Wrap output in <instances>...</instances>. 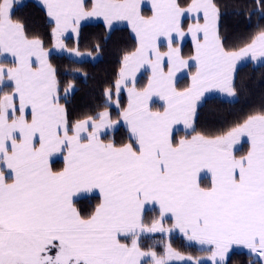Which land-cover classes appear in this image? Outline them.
<instances>
[{
    "label": "snow or ice",
    "instance_id": "1",
    "mask_svg": "<svg viewBox=\"0 0 264 264\" xmlns=\"http://www.w3.org/2000/svg\"><path fill=\"white\" fill-rule=\"evenodd\" d=\"M39 2L51 49L13 19L24 0H0V60L11 57L0 62V264H228L234 246L264 264V110L215 136L194 126L207 93L236 97L238 62L264 65V28L230 49L216 0H151L149 16L143 0ZM256 2L264 17V0ZM93 18L108 29L127 22L136 47L104 90L107 106L73 120L49 57L52 50L81 56L65 37L75 34L78 43L81 22ZM185 20L192 22L185 27ZM189 36L193 52L185 58L181 42ZM141 70L147 83L138 87ZM184 70L190 83L179 88ZM74 90L69 83L64 98ZM154 97L162 110H153ZM181 124L187 134L177 140ZM120 127L127 142L117 144L108 137ZM242 138L248 149L238 156ZM58 158L63 167L56 169ZM90 194L99 202L85 213L77 205ZM149 212L158 214L146 222ZM177 231L202 255H185L170 242L162 252L141 246L147 234Z\"/></svg>",
    "mask_w": 264,
    "mask_h": 264
},
{
    "label": "trees",
    "instance_id": "2",
    "mask_svg": "<svg viewBox=\"0 0 264 264\" xmlns=\"http://www.w3.org/2000/svg\"><path fill=\"white\" fill-rule=\"evenodd\" d=\"M216 2L222 12L220 35L227 48L235 49L243 46L260 28H264V17L260 15V6L256 0H216ZM13 19L25 25L29 36H39L46 48H52L51 25L42 5L35 0H24L22 5L14 8ZM65 44L68 48L78 47L82 54L79 59L67 53L55 52H51L49 59L57 69V77L60 81V103L68 109L71 119H82L86 115H94L102 111L107 106L104 90L114 85L123 56L135 49L136 40L128 26L120 25L108 30L103 22L98 21L82 24L79 42L77 43L76 36H68L65 37ZM182 52L186 58L192 55V46L188 41L183 45ZM186 79L188 76L178 82L179 88L189 84ZM182 81L185 83L182 84ZM69 83H73L76 88L66 100L64 89ZM234 84L237 95L233 100L212 95L198 105L194 123L197 132L208 136L219 135L235 123L242 122L248 115L264 110V65L260 62L254 64L251 60L238 64ZM119 100L123 107L125 99L121 97ZM109 111L115 119L118 109L111 105ZM186 134L185 130H179L174 133V137L178 140ZM108 138H114L117 144L125 143L126 129L120 127ZM246 150V143L243 142L240 150L235 154L243 155ZM207 183L208 181L202 182V184ZM98 202V196L92 195L82 199L77 206L86 213ZM155 214L157 212L146 213V222H150ZM162 240L170 242L177 251L185 255L193 257L202 255L198 245L188 242L183 235L176 232L169 237L160 233L147 234L142 237L141 246L145 250L153 247L160 251L164 246L159 243ZM154 242L159 244L155 246ZM228 264H254V258L250 257L243 247L233 248L230 251Z\"/></svg>",
    "mask_w": 264,
    "mask_h": 264
},
{
    "label": "rangeland",
    "instance_id": "3",
    "mask_svg": "<svg viewBox=\"0 0 264 264\" xmlns=\"http://www.w3.org/2000/svg\"><path fill=\"white\" fill-rule=\"evenodd\" d=\"M145 5H147V6L145 7ZM141 8H142V13H143L145 16H149V15H151V0H143V3H142V5H141ZM95 20H97V21H95ZM90 21H94V22H98V21H100V22H103L102 19H96V18H93V19L88 20V21H82V22H81V25H82V24H85V23H90ZM184 22H186V24H185V27H186L187 24H188V23H191L192 21H191V20H185ZM125 24H126V22H119V23H116L113 27H115V26H120V25H125ZM129 27H130V26H129ZM108 30H110V29H108ZM68 36L75 37V34L68 33V34H66V37H68ZM189 38H190V42H191V37L189 36ZM184 43H185V39L181 42V46H183ZM191 44H192V42H191ZM192 47H193V45H192ZM161 50H162V51H166V50H167L166 43L162 46ZM65 53L69 54L70 56H72V57L75 58V59H76V58L79 59V57L75 56L74 54H70V53L67 52V51H65ZM246 60H250V59H246ZM246 60L240 61V64L243 63V62H245ZM0 62L8 63L9 61H3V60H0ZM252 62H253L254 64H259V61H252ZM191 71L194 72L195 69H193V70H191ZM147 75H148V74H144V73H143V70L141 71V73H140V78H139V80H138V86H139V87H143V86L147 83ZM182 79H183V78H182ZM182 79H179V81L182 80ZM179 81H178V82H179ZM185 81L190 82V76H188V79H186ZM185 81H182V84H184ZM71 84H73V83H71ZM73 85H74V84H73ZM75 88H76V87H75V85H74V89H75ZM212 95H219V96L222 97L223 99H227V100H233V99H234V98L227 97L226 95L221 94V93L216 92V91H213V92H211V93H207V94H206V97H209V96H212ZM154 100L157 101L156 103H154V105H156V108H157V109H162L163 101H159L158 98H155V97H154ZM111 105L115 106V103L113 102ZM179 130H184V128L180 127V128H178L177 131H179ZM177 131H176V132H177ZM241 144H242V142H241ZM240 148H241V147H240ZM157 214H158V213H157ZM157 214H155V215H157ZM155 215H154V216H155ZM154 216H153V217H154ZM176 233L182 235V234L179 233L178 231H177ZM162 235H163V234H162ZM170 235H172V234H170ZM170 235H163V236L169 237ZM165 242H166L165 240H162L161 242L159 241V243H160L161 245H164ZM159 243H158V242H154L153 244H154L155 246H157ZM234 248H238V247L234 246ZM155 250H156V249H155ZM244 250H246V249H244ZM156 251H157V250H156ZM162 251H163V249L160 250V251H158V252H162ZM246 251L248 252V250H246ZM173 264H182V262H173Z\"/></svg>",
    "mask_w": 264,
    "mask_h": 264
},
{
    "label": "crops",
    "instance_id": "4",
    "mask_svg": "<svg viewBox=\"0 0 264 264\" xmlns=\"http://www.w3.org/2000/svg\"><path fill=\"white\" fill-rule=\"evenodd\" d=\"M37 3H39L40 5H42V3H40L39 2V0H35ZM43 6V5H42ZM95 21H97V20H95ZM90 22H94V21H90ZM184 24H186V22H184ZM126 26H128L129 27V25L127 24V22H126V24H125ZM130 28V27H129ZM131 29V28H130ZM133 35H134V37H135V34L134 33H132ZM189 42L190 44H191V42H190V38L189 37H186L185 38V43L186 42ZM184 43V44H185ZM191 46H192V44H191ZM183 47V46H182ZM192 51H193V47H192ZM53 52H55V53H59V54H64L65 53V51H63V52H61V51H56V50H52V53ZM186 58V57H185ZM188 58V57H187ZM8 61L10 62L11 61V57L9 56L8 57ZM238 64H240V62H238ZM194 69V68H193ZM142 71V70H141ZM178 75V77H181L182 76V78H184V77H186V76H190V74H189V70H184L182 73H178L177 74ZM139 78H140V73L139 74H137V81L139 80ZM190 83V82H189ZM137 86H138V83H137ZM139 87V86H138ZM5 90H7V89H5ZM113 92L115 93V89L113 90ZM121 97H123L124 99H125V102H124V105H123V107H126L127 106V93H126V91L125 92H122L121 93V95H120V97L119 98H121ZM117 99V97L114 95L113 96V102L115 101ZM157 102V101H156ZM152 107H153V110H157V108H156V105H152ZM160 110H162V109H160ZM180 127H182V128H184V126L181 124V125H176L175 127H174V133L178 130V128H180ZM124 128V127H123ZM125 129V128H124ZM185 130V129H184ZM112 133H109V135H111ZM245 140H246V138H242V143L243 142H245ZM246 143V142H245ZM241 145L242 144H240V145H238L237 146V148L240 150V147H241ZM246 146H247V149H248V144L246 143ZM246 152H247V150H246ZM246 152H245V154H246ZM56 164H58V165H56ZM54 165H56L57 166V168L56 169H59V168H62L63 167V161H62V158H58L57 160H56V162H55V164ZM92 195H97L98 196V194H90L89 196H92ZM238 247H242V246H238Z\"/></svg>",
    "mask_w": 264,
    "mask_h": 264
}]
</instances>
